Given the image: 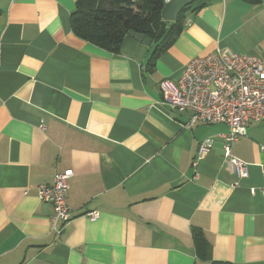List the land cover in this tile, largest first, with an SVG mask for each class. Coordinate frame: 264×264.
<instances>
[{
	"label": "crops",
	"instance_id": "obj_1",
	"mask_svg": "<svg viewBox=\"0 0 264 264\" xmlns=\"http://www.w3.org/2000/svg\"><path fill=\"white\" fill-rule=\"evenodd\" d=\"M75 2L0 0V264H264V121L232 144L239 179L227 125H189L158 87L217 47L262 56L264 0L192 4L157 55L130 34L116 52L75 35ZM64 170L75 217L56 235L37 186Z\"/></svg>",
	"mask_w": 264,
	"mask_h": 264
},
{
	"label": "built area",
	"instance_id": "obj_2",
	"mask_svg": "<svg viewBox=\"0 0 264 264\" xmlns=\"http://www.w3.org/2000/svg\"><path fill=\"white\" fill-rule=\"evenodd\" d=\"M171 0H164V5ZM162 103L172 108L191 111L189 125L194 123L227 125L223 134V155L230 161L236 176L248 175L247 163L231 153L232 144L246 135L251 122L264 121V54L239 53L226 47L189 59L175 81L165 78L158 83ZM212 139L203 140L192 160L195 168L212 146ZM195 170V169H194ZM72 171L55 172L50 184L37 186L39 200L52 205L51 228L57 234L71 221L74 211L66 202L68 179ZM261 193L264 199V165L261 166ZM90 220L97 210L83 213Z\"/></svg>",
	"mask_w": 264,
	"mask_h": 264
},
{
	"label": "trees",
	"instance_id": "obj_3",
	"mask_svg": "<svg viewBox=\"0 0 264 264\" xmlns=\"http://www.w3.org/2000/svg\"><path fill=\"white\" fill-rule=\"evenodd\" d=\"M255 3L259 0H244ZM202 2L197 0L192 4ZM190 4L189 6H191ZM164 0H76L71 13V30L82 39L116 52L124 36L131 32L142 33L145 37L159 42L156 55L167 48L181 32L180 19L165 25L161 17ZM169 28V29H168ZM194 238L199 234L194 230Z\"/></svg>",
	"mask_w": 264,
	"mask_h": 264
},
{
	"label": "water",
	"instance_id": "obj_4",
	"mask_svg": "<svg viewBox=\"0 0 264 264\" xmlns=\"http://www.w3.org/2000/svg\"><path fill=\"white\" fill-rule=\"evenodd\" d=\"M197 0H171L165 4L161 10V17L164 21H176L180 12ZM130 35L137 41L149 44L151 39L142 33L131 32Z\"/></svg>",
	"mask_w": 264,
	"mask_h": 264
},
{
	"label": "rangeland",
	"instance_id": "obj_5",
	"mask_svg": "<svg viewBox=\"0 0 264 264\" xmlns=\"http://www.w3.org/2000/svg\"><path fill=\"white\" fill-rule=\"evenodd\" d=\"M164 23H165V25H167V27L170 26V21H165ZM168 29H169V28H168Z\"/></svg>",
	"mask_w": 264,
	"mask_h": 264
}]
</instances>
